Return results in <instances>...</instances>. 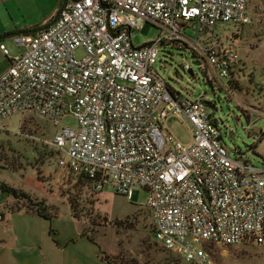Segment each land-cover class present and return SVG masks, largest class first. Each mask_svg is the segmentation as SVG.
Returning a JSON list of instances; mask_svg holds the SVG:
<instances>
[{"label": "built area", "instance_id": "obj_1", "mask_svg": "<svg viewBox=\"0 0 264 264\" xmlns=\"http://www.w3.org/2000/svg\"><path fill=\"white\" fill-rule=\"evenodd\" d=\"M247 3L63 0L46 29L13 39L23 53L0 45L9 61L0 75V133L15 116L41 117L55 129L42 144L57 152L60 169L127 200L132 189L145 191L155 243L183 264H216L207 245L264 250V157L259 168L230 158L203 95H181L153 70L158 47L177 42L227 92L240 58L212 31L249 24ZM144 22L160 33L136 47ZM67 116L74 128L62 125ZM172 121L189 130L188 143L171 133Z\"/></svg>", "mask_w": 264, "mask_h": 264}, {"label": "rangeland", "instance_id": "obj_2", "mask_svg": "<svg viewBox=\"0 0 264 264\" xmlns=\"http://www.w3.org/2000/svg\"><path fill=\"white\" fill-rule=\"evenodd\" d=\"M247 15L250 19L247 25L219 24L212 31L214 35H221L224 42L232 43L238 52L237 67L243 70L238 79L239 71L234 72L233 81L240 80L238 88L231 86L226 92L213 82L207 83L206 78L210 76L204 75L203 66L193 65L191 53L179 44L166 43L158 47L159 56L153 70L173 91L191 99L203 95L205 102L213 104V107L206 105V110L216 122L229 157L235 159L240 155L241 160H251L259 168L264 157V137L261 136L264 134V0H248ZM159 33L154 25L144 22L133 44L136 47L151 44ZM186 35L190 40L195 39L191 30H187ZM83 56L82 51L75 54L77 59ZM186 65L192 70V77L184 70ZM62 125L74 128L76 123L67 116ZM3 126L6 131L0 133V182L44 202L51 220L39 218V221L49 241L64 244L70 236L86 241L81 237L85 232L94 240V243L87 241L97 253L121 264H183L155 243L145 191L132 189L131 198L127 200L110 186L99 192L95 191L94 183L82 186L79 176L57 166V152L42 144L44 139L54 135L55 129L41 117L15 116ZM168 127L178 140L189 142V130L185 126L172 121ZM6 202L12 209L24 207L22 202L11 199ZM69 202H73L81 221L74 217ZM89 218L92 221L85 220ZM219 250L222 252L210 251L216 264H264V250L258 247ZM93 262L97 261L92 255L86 257V264Z\"/></svg>", "mask_w": 264, "mask_h": 264}, {"label": "crops", "instance_id": "obj_3", "mask_svg": "<svg viewBox=\"0 0 264 264\" xmlns=\"http://www.w3.org/2000/svg\"><path fill=\"white\" fill-rule=\"evenodd\" d=\"M62 1L0 0V45L6 46L10 56L23 53L13 39L47 28L57 17ZM8 66L9 61L0 50V75ZM239 70L243 71L241 66ZM39 220L23 211L10 214L6 222L0 221V264H86V257L91 255L97 262L89 264H105L100 253L85 239L77 236L67 239V235L68 243L49 241Z\"/></svg>", "mask_w": 264, "mask_h": 264}, {"label": "trees", "instance_id": "obj_4", "mask_svg": "<svg viewBox=\"0 0 264 264\" xmlns=\"http://www.w3.org/2000/svg\"><path fill=\"white\" fill-rule=\"evenodd\" d=\"M46 28H43V29H40L39 31H37L36 33L44 30ZM27 35V34H26ZM28 35H31V34H28ZM173 44H177V42H174ZM182 48V47H181ZM184 48V47H183ZM191 57H192V61L194 60L193 58L195 57L194 54H191ZM194 62V61H193ZM239 66L237 67V65L234 67V70L236 73L237 71H239L238 74H236L237 78H239V76L242 74V72H240L239 70ZM185 70V69H184ZM205 71V69L203 70ZM188 72V71H187ZM204 75L205 72H204ZM236 85L234 84L235 82L233 80L231 81H228V85L229 87H239L238 86V83L239 81H236ZM206 81L207 83H212L211 81L207 80L206 78ZM211 85V84H210ZM236 88V89H237ZM209 106H212L213 107V104H210V103H207ZM69 172V171H68ZM80 177V180H79V183L84 186H88V185H93V182L91 180H89L88 178L84 177V176H79ZM95 189V187H94ZM0 193H1V199H0V221L2 222H6L7 220V216H9L10 214H14V213H20V212H26L27 214H31V215H34L38 218H41V219H44V220H47V221H50L51 220V217L49 216L48 214V208L46 207V205L44 204V202L42 201H36L34 199H32L28 194L20 191V190H16L14 188H11L9 186H7L6 184L0 182ZM8 199H11L12 202L16 201V202H22L24 203V207L23 208H10L11 206L9 205L8 206V203L6 202V200ZM72 209H73V213H74V217L77 218L78 220L81 221V219H79V217L76 215V212H75V206L73 204V202H69ZM85 217V216H84ZM84 219V218H83ZM82 219V220H83ZM86 221H92V218H89V220L85 219ZM84 221V220H83ZM85 222V221H84ZM81 237H84L86 238L89 242L91 243H94V240L87 236L85 232H83V234H81ZM55 243V242H54ZM158 245V244H157ZM159 246V245H158ZM162 248V247H161ZM163 249V248H162ZM206 249L207 251L210 253V251H214V252H217V253H221L222 251H220L217 247L213 246V245H207L206 246ZM225 249H228V248H225ZM164 250V249H163ZM164 252H166L167 254H169L170 252L164 250ZM172 254V253H170ZM211 254V253H210ZM212 255V254H211ZM177 257V256H176ZM213 257V256H212ZM178 258V257H177ZM179 259V258H178ZM180 260V259H179ZM102 261L105 263V264H121L120 262H118L116 259L115 260H109L108 258L106 257H102ZM181 261V260H180Z\"/></svg>", "mask_w": 264, "mask_h": 264}, {"label": "water", "instance_id": "obj_5", "mask_svg": "<svg viewBox=\"0 0 264 264\" xmlns=\"http://www.w3.org/2000/svg\"><path fill=\"white\" fill-rule=\"evenodd\" d=\"M192 64L195 65V66H197V67H199V64H198V63H194V62H193ZM187 73H188L189 76H191V77L193 76V72H192L191 69L188 70ZM217 248H218V249H222L223 247H222V246H218Z\"/></svg>", "mask_w": 264, "mask_h": 264}]
</instances>
